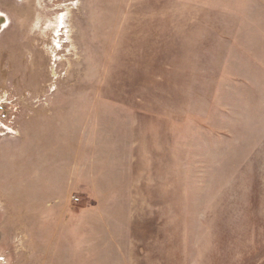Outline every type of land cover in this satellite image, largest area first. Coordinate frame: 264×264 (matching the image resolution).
I'll list each match as a JSON object with an SVG mask.
<instances>
[{"label":"rangeland","instance_id":"1","mask_svg":"<svg viewBox=\"0 0 264 264\" xmlns=\"http://www.w3.org/2000/svg\"><path fill=\"white\" fill-rule=\"evenodd\" d=\"M0 17V264H264V0Z\"/></svg>","mask_w":264,"mask_h":264},{"label":"crops","instance_id":"2","mask_svg":"<svg viewBox=\"0 0 264 264\" xmlns=\"http://www.w3.org/2000/svg\"><path fill=\"white\" fill-rule=\"evenodd\" d=\"M186 37L185 35H183ZM154 151L156 153V150L154 148ZM157 154V153H156ZM151 151L149 149V145H146L143 142H138L135 146L134 152H133V157H132V162H134V165L137 167V172L144 174V163L146 162L148 170H149V165H150V160H151ZM158 156V163L161 162L160 156ZM157 159H154V162H156Z\"/></svg>","mask_w":264,"mask_h":264},{"label":"water","instance_id":"3","mask_svg":"<svg viewBox=\"0 0 264 264\" xmlns=\"http://www.w3.org/2000/svg\"><path fill=\"white\" fill-rule=\"evenodd\" d=\"M0 20L3 21L4 20L3 17H0Z\"/></svg>","mask_w":264,"mask_h":264},{"label":"built area","instance_id":"4","mask_svg":"<svg viewBox=\"0 0 264 264\" xmlns=\"http://www.w3.org/2000/svg\"><path fill=\"white\" fill-rule=\"evenodd\" d=\"M75 201H77V199H75Z\"/></svg>","mask_w":264,"mask_h":264}]
</instances>
